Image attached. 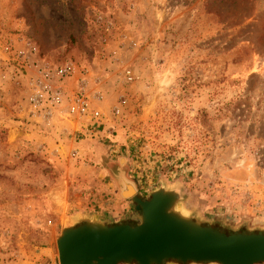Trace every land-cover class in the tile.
<instances>
[{
    "label": "rangeland",
    "instance_id": "obj_1",
    "mask_svg": "<svg viewBox=\"0 0 264 264\" xmlns=\"http://www.w3.org/2000/svg\"><path fill=\"white\" fill-rule=\"evenodd\" d=\"M40 83L64 96L33 109ZM81 89L99 119L68 112ZM117 167L264 230V0H0V264H57L63 223L132 210Z\"/></svg>",
    "mask_w": 264,
    "mask_h": 264
},
{
    "label": "water",
    "instance_id": "obj_2",
    "mask_svg": "<svg viewBox=\"0 0 264 264\" xmlns=\"http://www.w3.org/2000/svg\"><path fill=\"white\" fill-rule=\"evenodd\" d=\"M111 173L135 222L71 218L55 237L57 264H264V230L221 231L183 207L179 187L160 182L144 199L122 168Z\"/></svg>",
    "mask_w": 264,
    "mask_h": 264
},
{
    "label": "built area",
    "instance_id": "obj_3",
    "mask_svg": "<svg viewBox=\"0 0 264 264\" xmlns=\"http://www.w3.org/2000/svg\"><path fill=\"white\" fill-rule=\"evenodd\" d=\"M73 72L74 66L71 64H65L64 66L55 68L54 71H50L49 68L44 69L43 74L45 78L52 76V74H55L57 76V80L60 81L61 79H64L65 77L73 74ZM63 92L64 89L62 85H57L56 87L51 88V86L47 83H40L30 96L29 102L31 103L33 109H40L42 107V104L49 99H51L53 103L60 101L64 96ZM68 98L69 113L76 114L81 117L87 116L95 120L99 119V112L89 107L88 100L82 89L73 92L71 95H69ZM86 130L88 131V133H91L90 127L86 128Z\"/></svg>",
    "mask_w": 264,
    "mask_h": 264
},
{
    "label": "crops",
    "instance_id": "obj_4",
    "mask_svg": "<svg viewBox=\"0 0 264 264\" xmlns=\"http://www.w3.org/2000/svg\"><path fill=\"white\" fill-rule=\"evenodd\" d=\"M120 210V211H119ZM120 212V213H118ZM91 215H95L98 216L99 218H101L102 220L106 221V222H114L118 219L123 220L126 223H130L133 224L136 220V217L138 215V212L132 208V210L126 208V206H122L120 207H115L107 212H105V210H103V208H99L97 212L94 213H88Z\"/></svg>",
    "mask_w": 264,
    "mask_h": 264
}]
</instances>
